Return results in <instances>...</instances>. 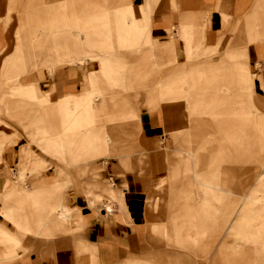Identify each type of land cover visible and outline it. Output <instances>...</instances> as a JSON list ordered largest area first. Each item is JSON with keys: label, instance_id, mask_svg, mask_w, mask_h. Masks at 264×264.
Here are the masks:
<instances>
[{"label": "crops", "instance_id": "0c3cea01", "mask_svg": "<svg viewBox=\"0 0 264 264\" xmlns=\"http://www.w3.org/2000/svg\"><path fill=\"white\" fill-rule=\"evenodd\" d=\"M52 1L35 0L28 4L27 0H1L0 5H3L5 14L3 24L7 28L12 23L16 17L12 13H14V7L18 5V2L20 5L25 2L27 22L30 25L37 20L38 15L46 13L47 7L52 6ZM144 1H146L150 18V25L147 27L139 25V13L142 6L145 5ZM150 2L154 9L152 18L149 11V0H126L125 9L117 17L119 23H122L119 28V44L122 48L139 47L146 41L150 43L151 32L158 40L163 41L168 36L166 28L169 26H171V38L179 37L176 38L178 43L175 42L169 48L172 62L179 59L182 45L186 44L187 46L190 42L188 40L182 44V39H187L190 35L195 48L203 44L204 40L208 41L210 46L231 48L234 30L238 28L248 32V41L252 39V42H259L264 39V0L251 16L244 13L249 10L254 0H150ZM82 3V0H75L72 5L74 8H78L82 7ZM89 12L91 11L85 12L87 23L82 22L80 28L85 31L84 40L89 46L98 45L96 42L93 43L95 37L93 29L98 28V22ZM177 13L179 21L177 24H173L176 23ZM209 13L210 20L207 23H201ZM202 16L200 22H195V18L199 21ZM233 16L237 17L235 24L231 19ZM129 17L134 25H128L127 18ZM255 18L257 27L252 28L254 26L251 27L250 24ZM79 21L80 18L74 17L69 22L74 23L73 26L77 27L76 24ZM236 24L239 26H235ZM14 30H17L16 25ZM3 31L0 25V55L4 52L7 44ZM65 36V50L55 54L58 65H56L57 63L48 64L49 70L45 67L48 74H52L53 70L57 68H65L61 84L68 91L60 96L61 110L56 107L55 103H53L54 105L50 103V108L40 106L38 111L31 114L28 108L31 109L33 104L20 97L9 98L7 93L0 92L1 110L4 105L3 117L0 119V163L3 168L11 169L10 166L16 165V157L23 158V149L17 148L16 144L23 141L28 142L39 152L59 154L61 160L67 162L68 166L74 165L83 190V193L77 192L75 197L73 191L69 190L66 193L63 188L70 182V176L65 170L63 173L55 172L63 176V179L58 183L61 186L57 193L59 201L52 206L49 215L52 233L43 237L22 238V248H25L28 255L18 264H206L203 259L205 254L210 253V249L201 243L203 227L196 222L193 211L180 208L177 212L165 204L172 195L169 194V191L172 190L171 182L179 179L181 171L187 172L193 169L201 156L210 153L209 150L221 152L225 148L228 149L230 137L238 132L232 118L236 110L241 108L239 104L243 102V99L240 98V94L244 91L243 89L249 92L247 99L249 106H245V111L253 115L256 127L260 124L264 125V111L259 106L260 96L256 95L258 90L264 88V73L252 77L248 72L247 62L249 59L250 62L257 59L254 45H250L248 42L250 49L248 47L245 51H238L236 79L233 80V83L226 84L222 80L216 85L219 89L225 88L223 87L225 85L230 88L228 92L212 89L207 90L209 92L199 98L192 97L190 99L191 107H198L196 104L202 105L200 108L204 118L199 119L198 128L191 130L190 149H176V153L173 152L184 154V156H180L181 161L172 164L168 161L169 156H167L168 173L167 179H165L166 167L161 144L165 141L164 133L168 132L171 135V125L166 123L160 139L158 118L143 114L142 130L138 134V138L136 139L135 135L127 136L128 145L124 148L121 144L125 127H127L124 118L132 117L135 113L134 109L126 100L113 106L109 105L113 96L111 94L105 96V93L96 86V81L93 82L94 87L92 88L85 82L77 81L78 69L87 64L92 59V55L70 32ZM261 44L262 42L258 43V45ZM33 61V56L29 52H25L19 42H15L11 50L0 58V83L22 82L31 71L37 70ZM98 63L101 72L109 76L113 68L110 59H101ZM39 77V73L35 74L34 82H38ZM88 77L90 80H97V74L95 76L90 71L87 74ZM76 82L79 86L74 90L73 86ZM209 85L207 77L200 76L192 84L193 92L206 91ZM52 91L53 88L50 87L45 93ZM153 93V89L150 90L148 99L155 97ZM216 111H225L222 114L223 124L218 120L215 123L210 121V115L215 116ZM98 117H103L105 121L96 132L103 139L99 141L97 139L98 144H96L95 151H99V154L111 159L109 162L104 161L107 169L111 168L126 175L122 184L114 188L113 184L102 176L104 173L102 169L95 171L97 168L94 165L95 161L77 162L71 157V149L64 145L62 133L57 125L59 119L66 120L67 124H74L80 134L85 135L89 133V127ZM20 120H25L21 127L18 125ZM8 122L15 125L9 127ZM220 127L222 128L221 141L210 145L208 136L217 137V133L212 130ZM130 131L132 132V130ZM8 132H11L9 136ZM255 133L256 131L253 134ZM9 144H13V146L8 147L4 152V158L7 161H3V149ZM44 144H48V152L42 149ZM247 148L258 153L259 162L257 161L255 167L264 170V135L257 134L255 139H250ZM123 149V152L130 154L129 157L119 158L118 155ZM215 157L213 156L212 161L215 160ZM34 160H37L38 164L34 168V172L35 170L38 173L43 172V183L50 184L49 189H52V183L55 181L53 170L45 171V167L39 165L38 159ZM0 176V190L9 192L7 185L2 187L7 175L0 173ZM3 176L6 178L3 179ZM19 177H21L20 181L24 188L26 183H29L33 189L42 184V182L36 183L30 178H26L21 173L16 174V183L19 181ZM23 199L27 198L23 197ZM100 202L102 205H97ZM63 212L66 215H63ZM188 212L190 215L187 214ZM183 215H189L185 223L182 222ZM43 239H56L49 244L48 252H44L45 246L35 243V240ZM152 239L161 240L166 245L167 251L148 252L147 250L141 253V248L145 247L146 240L149 244ZM26 240L29 243L25 242ZM197 241L204 247L203 252L198 251ZM17 252L16 250L12 251L13 254ZM26 253H23L22 257ZM51 253L52 255H50ZM238 255L242 256L243 252L234 246L231 239L228 243L220 244L216 255L207 257L206 260L209 264H247ZM8 256L0 250V264L8 262L10 259ZM253 263L256 264V261Z\"/></svg>", "mask_w": 264, "mask_h": 264}, {"label": "rangeland", "instance_id": "374dc122", "mask_svg": "<svg viewBox=\"0 0 264 264\" xmlns=\"http://www.w3.org/2000/svg\"><path fill=\"white\" fill-rule=\"evenodd\" d=\"M34 1L27 0L28 4ZM74 1L53 0L52 6L47 7L46 13L38 15L36 17L37 20L30 25L27 22V10L24 5L26 1L21 5L18 2V5L14 7V13H12L17 18L14 17V20L7 28L3 24L5 18L4 7L0 5V25L7 40L5 50L0 55V58L11 50L15 42H19L24 51L29 52L33 56V62L38 66L37 70L31 71L22 82H1L0 92L7 93L9 98L20 97L33 104V107L31 106L32 110L30 107L28 108L31 114L34 111H38L40 106L50 108V103H55L56 107L61 110L60 96L68 91L61 84L65 68H57L53 70L52 74H48L45 66L57 63L58 60L55 54L65 50V35L70 32L74 38L81 41L92 55V59L78 69L77 81L79 83L85 82L91 88L94 87L93 82L96 81V86L105 93V96L109 94L113 96L108 103L109 105L113 106L122 100H126L134 109L135 113L132 117L124 118L127 126L125 127L123 142L121 143L124 148L128 145L127 136L135 135L136 139L138 138V134L142 130L143 114L158 118L160 139L166 123L168 122L171 125V135L168 132L164 133L165 141L161 144L166 167L165 179H167L168 161L174 164L177 161H181L180 156H184V154H175V150L190 149L191 130L198 128L199 119L204 118L200 108L202 105L196 104L198 106L196 107L193 104L195 107H191L190 99L192 97L199 98L212 89L228 92L230 88L225 85L223 86L225 88L221 87L220 89L216 85L222 80L226 84H231L236 79L238 51H245L248 47L250 49L248 42L250 45H254L257 53L256 60L254 59L253 62H250L249 59L247 62L249 75L257 77L264 73V39L259 41L262 42L261 45H258V41L252 42V39L248 41V32L239 28L234 30L231 48L228 46H210L206 40L195 48L193 47L191 35L187 39H182V44H185L188 40L190 42L187 46L186 44L182 45L183 48L179 51V59L172 62L169 48L177 42L176 38L179 37L174 36V38H171V26L166 28L168 36L163 41L158 40L151 32L150 43L146 41L139 47L124 49L119 44V28H121L122 23H119L117 17L125 9L126 0H82V7L78 8L73 7L72 3ZM261 2L262 0H254L252 6L244 14L251 16ZM144 4L139 13V25L147 27L150 25V18L146 1H144ZM153 10L149 0L151 18L153 17ZM84 11L86 13L91 11L89 13H92L98 22V28L93 29L95 36L93 43L96 42L98 45L89 46L87 41L84 40L85 31L80 28L82 27V22L87 23ZM203 16L199 21L195 18V22H200ZM74 17L80 18V21L77 24L75 23L77 27L73 26L74 23L69 22ZM231 19L233 24H235L237 17L233 16ZM209 20L210 13L201 23H207ZM127 21L128 25H134L130 17L127 18ZM178 21L179 14L177 13L176 23L173 24H177ZM256 22L255 18L250 26L256 28ZM15 25L17 30H14ZM235 26L238 27L239 25L236 24ZM250 35L249 33V37ZM101 59H110L113 65L109 76L101 72V67L98 63ZM89 71L94 73L95 76L97 74V80H90V77L87 78ZM38 73L40 75L38 82H34V76ZM200 76L207 77L210 85L207 86L206 91L193 92L192 84ZM78 82L74 84V90L78 88ZM158 86L159 88L157 89ZM50 87L53 88V91L45 93ZM152 89L155 97L148 99V94ZM243 90L242 94H240V98L243 99V102L239 104L241 108L236 110L232 118V122L238 132L230 137L228 149L226 150L225 148V151L222 150L221 152L209 150L210 153H205L201 156L193 169L187 172L181 171L179 179L171 182L170 187L172 190L169 191V194L172 195L165 204V206L169 205V207L171 206L170 208H174L175 211L180 210V208L181 210L185 208L193 211L196 222L203 227L201 243L210 249V253L205 254L203 259L206 264H209L206 260L207 257L215 256L218 246L228 243L231 239L234 246L243 252L242 256L238 255L239 258H242V261L247 264H254V261H256V264H264V170L255 167L257 161L259 162L258 153L256 154V151L247 148L250 144V139H255L257 134L259 136L264 135V125L260 124L256 127L253 115L245 111V106H249L247 103L249 92L246 89ZM12 94L14 96H11ZM256 95L260 96L259 106L264 111V88L258 90ZM3 111L4 105L1 110L0 104V119L3 117ZM225 111H216L215 116L210 115V121L215 123L218 120V122L223 124L222 114ZM104 121L103 117H98L89 127V133L85 135L80 134L79 129L74 124H67L66 120L59 119L57 125L62 133L64 145L71 149V157L77 162L95 161L94 165L97 167L95 171H101L102 169L104 171L102 176L106 181L111 182L114 188L122 184L126 175L111 168L107 169L104 161L109 162L111 159L109 160L105 155L99 154V151H95L96 144H98L97 139L98 141L103 139L96 132ZM24 122L25 120H20L18 125L21 127ZM7 124L9 127L15 125L12 122ZM221 131V127L212 130V132L217 133V137L208 136L210 145L221 141ZM255 131L256 133L253 134ZM10 133L8 132V136ZM12 146L13 144H9L3 149V161H7L4 158V152L8 147ZM16 147L23 149V158L16 157V165H9L11 169H4L0 163V173L7 175L2 187L7 185L6 187L14 195L13 197L36 199L37 202L42 199L49 188L50 184L43 183V172L38 173L37 170L34 172V168L38 165L37 160H34L35 158L38 159L39 165L45 167V171L53 170L57 183L62 181L63 176L55 172L63 173L65 170L68 173L70 182L63 188L66 193L69 190L73 191L74 197L77 192L83 193L80 178L76 174V167L74 165L68 166L67 162L61 160L62 158L59 154L41 153L28 142H20L16 144ZM123 151L124 149L118 155L119 158L129 157L130 154ZM167 156H169L168 161ZM213 156H216L214 161H212ZM195 159L197 161V158ZM191 167H193V164H191ZM20 173L26 178H30L36 183L42 182V184L36 189L24 188L20 181L21 177H19L20 182H15L16 174L19 175ZM259 173L260 176H258ZM5 178L6 176H3V179ZM100 204L101 202L97 203V205ZM189 215H183L182 222L185 223ZM0 226L3 229H8L9 223L0 218ZM52 240L56 239L35 240V243L45 246L44 252H48V246ZM245 241L246 243H244ZM25 242L29 243L28 240ZM145 243V247L141 248V253L147 250L148 252L167 251L166 245L161 240L152 239L149 244H147L146 240ZM27 255L28 253L21 260Z\"/></svg>", "mask_w": 264, "mask_h": 264}, {"label": "bare ground", "instance_id": "6f19581e", "mask_svg": "<svg viewBox=\"0 0 264 264\" xmlns=\"http://www.w3.org/2000/svg\"><path fill=\"white\" fill-rule=\"evenodd\" d=\"M45 67L49 70L48 65ZM107 70L110 71V69ZM42 149L48 152V144L42 145ZM52 184L53 188H48L42 199L37 202L36 199L33 200L28 198L24 200L20 197H13L14 195L11 193V191L6 192L3 189L0 190V218L6 220L9 223L8 229H3L0 226V250L9 255L8 258H10V261L8 260V262L4 264H17L20 262L23 253H26L25 248H22V238H29L31 236L43 237L49 234L51 235L52 227L49 220V215L51 213L52 206H54V204L59 201L57 193L60 189L59 187H61L57 181H54ZM27 187L33 189L29 183L25 184V188ZM63 215L66 214L64 213ZM199 241H197L198 250L203 252L204 248L199 244ZM14 250L18 252L13 254L12 251Z\"/></svg>", "mask_w": 264, "mask_h": 264}]
</instances>
